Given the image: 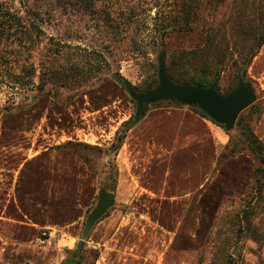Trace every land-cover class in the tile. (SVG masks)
Wrapping results in <instances>:
<instances>
[{
  "label": "rangeland",
  "instance_id": "obj_1",
  "mask_svg": "<svg viewBox=\"0 0 264 264\" xmlns=\"http://www.w3.org/2000/svg\"><path fill=\"white\" fill-rule=\"evenodd\" d=\"M258 6L264 7V0H0L4 143L39 149L67 142L65 133L91 119L92 111L91 120L101 126L114 124L117 117L128 119L136 102L112 75L118 73L143 89L158 78L159 57L167 66L181 51L207 47L211 66L225 54L219 81L225 93L232 85L231 61L245 54L235 27ZM76 62L81 70L72 76L71 85L45 84L49 92L38 95L35 86L46 81V76L40 77L43 68L49 64L68 68ZM26 64L35 68L31 76L35 86L9 84L7 72L15 69L25 79ZM244 79L253 86L255 101L238 117L248 121L264 144V44ZM168 106L178 105L168 100L149 103L141 118L149 109ZM223 132L225 140L216 146L206 180L197 174L199 157L195 160L189 150L180 156L179 181L174 180L172 187L169 178L163 185L165 166L155 158L143 175L135 172L132 178L121 171L120 148L110 150L115 134L108 144L81 142L97 148L74 146V153L98 176L99 189L115 186V191L122 179L120 198L127 201L118 197L105 213L118 217L113 225L111 221L98 225L97 220L88 236L79 237L84 239L81 251L74 256L75 243L63 256L96 264L107 249L104 261L109 264H264V190L262 197L251 198V171L257 162L237 129ZM138 147L143 153V146ZM261 178L264 182V175ZM97 201L98 197L93 207ZM249 202L254 206L250 230L242 221ZM85 222L86 217L83 227ZM95 225L101 231H93ZM55 239L56 235L41 230L37 244L53 246ZM0 264L9 263L0 260Z\"/></svg>",
  "mask_w": 264,
  "mask_h": 264
},
{
  "label": "crops",
  "instance_id": "obj_2",
  "mask_svg": "<svg viewBox=\"0 0 264 264\" xmlns=\"http://www.w3.org/2000/svg\"><path fill=\"white\" fill-rule=\"evenodd\" d=\"M90 114L94 118L95 111ZM91 119L65 133V141L108 144L121 123L127 120L126 116L117 117L114 124L106 122L101 126ZM223 131L222 127L187 107L149 109L126 133L117 153L121 158L120 170L132 178L135 172L143 175L155 158L157 164L165 166L163 185L169 178L172 187L174 180L179 181L180 156L193 150L195 160L199 157L197 174L204 181L211 172L216 146L225 140ZM3 137L0 133V260L9 264H62L65 249L70 250L77 244L83 233L84 219L95 207L100 190L98 176L83 158L62 146L66 142L21 149L16 144L4 143ZM138 145L143 146V153L137 149ZM140 154L142 162L139 164ZM119 177L122 178L120 173ZM200 183L199 187L203 184ZM122 184L119 179L113 192L114 203L122 197L119 191L125 187ZM149 192L155 194V191ZM117 219L115 214H104L97 224L107 225L111 221L113 225ZM97 227L95 225L93 231ZM41 230L56 235L53 246L37 244ZM106 250L99 255L96 264H109L104 261Z\"/></svg>",
  "mask_w": 264,
  "mask_h": 264
},
{
  "label": "trees",
  "instance_id": "obj_3",
  "mask_svg": "<svg viewBox=\"0 0 264 264\" xmlns=\"http://www.w3.org/2000/svg\"><path fill=\"white\" fill-rule=\"evenodd\" d=\"M187 15L190 14L189 11L186 12ZM249 18V19H248ZM180 30H183L181 26H179ZM235 32L237 36L241 38L242 47L241 50L245 51V54L239 59H233L230 63L232 68V85L228 87V90L225 93L220 91V76L223 71L224 64L226 63L225 54H220L217 60L214 62L213 66L210 65L208 59V48L202 49H191L187 51H181L178 55L179 57L175 58L166 66V72L168 77L180 84H192L207 87L210 84H215V88L222 94L229 93L236 85L239 78H245L247 75V68L252 62L253 58L256 56L260 47L264 44V7L258 6L253 10L250 17H247V21L238 23V26L235 27ZM249 42V45L245 44ZM246 47V50H244ZM27 65V64H26ZM23 66L24 73L23 78L20 77V73H16L15 67L14 70L7 72L8 83L16 84L21 83L26 86L32 85L35 86L33 80H31V76L35 73V68L33 65L30 67ZM69 70V71H68ZM80 67L78 66V62L74 63L73 66L66 68V66H57L56 64H49L48 68H43L40 72V77L43 78L46 76V81H41L38 85H36L35 90L38 95H42L45 92H49V90L45 89V84L56 85L58 86H66L71 85L73 80L72 76L79 75ZM114 81H116L122 88H125L124 84L127 81L126 78L121 76L118 73H114L112 75ZM24 80V82H23ZM71 80V82H70ZM158 85V78H154L152 82H147L143 89H138L136 86L134 88L138 91L151 90L156 88ZM133 100V99H132ZM173 102L178 106H182L175 100H168ZM147 104L144 105L146 110ZM6 109V106L3 107ZM197 114L202 117H205L211 120L214 124H217L211 117H209L203 110L199 109L197 106H190ZM142 116H140L139 120ZM139 120L135 119V116L132 115L127 120L123 121L117 131L115 132V137L113 142L110 145V150L117 152L120 146L123 143V140L126 136V133L129 129L135 126ZM224 129L223 125L217 124ZM234 129H237L239 134L242 136L246 147L250 151L253 159L257 162V165L251 171V176L254 181L253 186V195L251 198L256 199L257 197H262V192L264 190V182L261 180L264 175V144L260 141V139L255 135L253 130L250 127V124L243 117H238L235 123V127L230 131L232 132ZM84 146L88 148H95L96 146H90L88 144H84L81 142H66L62 146L64 148H68L74 152V146ZM72 147V148H71ZM97 148V147H96ZM85 161V160H84ZM117 175V172H116ZM116 179V176L114 177ZM114 187L107 188L108 191L113 192ZM249 211L246 209L243 210L245 218L242 221L247 223V229L250 230L252 227L250 222L248 221L251 217V213L254 211V206L249 202L248 204ZM247 207V209H248ZM97 256V255H96Z\"/></svg>",
  "mask_w": 264,
  "mask_h": 264
},
{
  "label": "water",
  "instance_id": "obj_4",
  "mask_svg": "<svg viewBox=\"0 0 264 264\" xmlns=\"http://www.w3.org/2000/svg\"><path fill=\"white\" fill-rule=\"evenodd\" d=\"M125 89L129 96L135 100L134 116L139 120L145 113V104L161 100H175L181 105L197 106L211 117L217 124L223 125L226 131L234 128L241 111L255 101V90L244 78H239L236 86L227 94L220 93L215 84L207 87L180 84L172 81L166 72L163 57H159L158 85L156 88L138 91L134 85L126 81ZM114 203V193L100 189L96 206L89 212L83 228L82 236H88L95 222L99 220ZM84 239L78 240L74 256L81 251ZM62 264H80L75 258H65Z\"/></svg>",
  "mask_w": 264,
  "mask_h": 264
},
{
  "label": "built area",
  "instance_id": "obj_5",
  "mask_svg": "<svg viewBox=\"0 0 264 264\" xmlns=\"http://www.w3.org/2000/svg\"><path fill=\"white\" fill-rule=\"evenodd\" d=\"M44 234V233H43Z\"/></svg>",
  "mask_w": 264,
  "mask_h": 264
}]
</instances>
